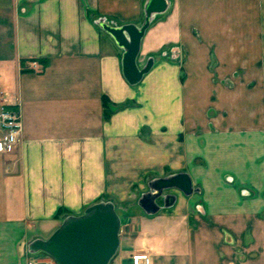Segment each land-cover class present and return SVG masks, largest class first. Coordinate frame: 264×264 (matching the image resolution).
I'll return each mask as SVG.
<instances>
[{
	"label": "crops",
	"instance_id": "crops-1",
	"mask_svg": "<svg viewBox=\"0 0 264 264\" xmlns=\"http://www.w3.org/2000/svg\"><path fill=\"white\" fill-rule=\"evenodd\" d=\"M166 1L138 57L153 68L132 86L98 23L141 26L148 0H0V107L23 125L0 154V264H28L32 242L99 202L143 218L128 214L134 191L179 173L194 193L173 190L150 226L204 247L187 264H264V0ZM103 98L130 105L107 117ZM140 227L122 264L164 252Z\"/></svg>",
	"mask_w": 264,
	"mask_h": 264
},
{
	"label": "water",
	"instance_id": "water-1",
	"mask_svg": "<svg viewBox=\"0 0 264 264\" xmlns=\"http://www.w3.org/2000/svg\"><path fill=\"white\" fill-rule=\"evenodd\" d=\"M167 8L166 0H148L146 17L141 26H114L105 20L98 23L124 50L122 73L132 86L140 84L153 68L154 58H150L142 68L138 65L141 43L153 15L163 13ZM151 189L153 192L143 195L139 204L147 214L152 215L161 209L158 199H164L165 208L175 201L176 196H164V191L178 190L185 196L194 193L192 180L187 173L157 179L151 184ZM121 226L115 205L112 202H99L86 208L79 216L67 217L48 239L32 242L30 251L34 254L44 253L57 264H109L120 248Z\"/></svg>",
	"mask_w": 264,
	"mask_h": 264
},
{
	"label": "rangeland",
	"instance_id": "rangeland-1",
	"mask_svg": "<svg viewBox=\"0 0 264 264\" xmlns=\"http://www.w3.org/2000/svg\"><path fill=\"white\" fill-rule=\"evenodd\" d=\"M152 183L149 182V184L146 186V189H145L144 192L139 193L137 191H134L133 199L130 201V204L133 205V207L132 206L129 207L128 214L133 212L132 209L134 207H135V209L140 207L139 202H140V199L142 198L143 195H146V194H148L150 192H153L152 189H151V184ZM172 192H173V190H166V191H164L163 195L164 196L172 195L173 194ZM138 194H139V196L136 197L137 200H135V196H137ZM157 203L159 205H161V207L163 208L164 199L160 198L157 201ZM132 214H129V216L127 218H125L124 216L120 217L121 221H122L121 233H120V241H121V248L123 250H125L126 248H129L128 245L130 243H133V241L136 238H138V236L139 237L141 236V227L140 226H142V234H143V236L146 235L147 237H149L150 236L149 232L153 229V231H154L153 234L156 233V235H160V236L162 235L163 237L166 238V244L164 245L163 254L157 255L153 259L154 262L156 260V264H157V262L159 260L161 261L162 259L164 261H165V259H172L175 262V264L176 263L177 264H182V263L187 264L188 259L191 258V256L195 253L196 249H198V252H200V251L203 252L201 249H204V247L201 248L200 246H198V248H197V244H194L193 237L189 238V234L188 233L185 236L183 234L184 232H181V235L186 238V243H185V240L183 241V240L175 239V235L172 234L170 231H168V226L167 225L163 224L162 226H158V223H157L156 225H152V227H151L149 222L150 221H155L156 222V220H158L156 214L152 215V214L145 213L143 218L137 217V216L133 217ZM199 217L198 216L196 217L197 221L200 219ZM161 220H163V219H161ZM167 220L172 222L171 218H168ZM143 236L139 240H137L138 243L140 241H142V238H144ZM167 239H169V240H167ZM168 246H169V248H168V252H167L166 250H167ZM219 249L220 248H218V251H219ZM32 254H33V256H32L33 258L34 257L37 258V257L45 255L44 253H36V254L32 253ZM109 264H122V262L118 259V255H116Z\"/></svg>",
	"mask_w": 264,
	"mask_h": 264
},
{
	"label": "built area",
	"instance_id": "built-area-1",
	"mask_svg": "<svg viewBox=\"0 0 264 264\" xmlns=\"http://www.w3.org/2000/svg\"><path fill=\"white\" fill-rule=\"evenodd\" d=\"M37 61L28 64V68L36 67ZM23 133L22 116L18 110L5 106L0 107V154L14 152L21 142ZM152 254L148 250H137L130 253L124 261L126 264H153ZM28 264H57L50 256L43 255L31 258Z\"/></svg>",
	"mask_w": 264,
	"mask_h": 264
},
{
	"label": "trees",
	"instance_id": "trees-1",
	"mask_svg": "<svg viewBox=\"0 0 264 264\" xmlns=\"http://www.w3.org/2000/svg\"><path fill=\"white\" fill-rule=\"evenodd\" d=\"M130 105V103H126L123 105H115L113 106V104H111V102H109V100L107 98H103V107L105 108V115L108 117L110 114L124 109L126 107H128Z\"/></svg>",
	"mask_w": 264,
	"mask_h": 264
},
{
	"label": "flooded vegetation",
	"instance_id": "flooded-vegetation-1",
	"mask_svg": "<svg viewBox=\"0 0 264 264\" xmlns=\"http://www.w3.org/2000/svg\"><path fill=\"white\" fill-rule=\"evenodd\" d=\"M158 200H159V199H158ZM158 200H157V201H158Z\"/></svg>",
	"mask_w": 264,
	"mask_h": 264
}]
</instances>
